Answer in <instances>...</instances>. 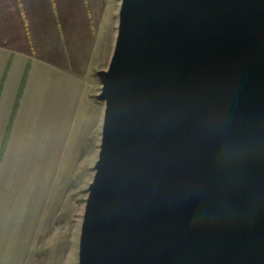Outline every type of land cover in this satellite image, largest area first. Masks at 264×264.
I'll list each match as a JSON object with an SVG mask.
<instances>
[{"label":"water","instance_id":"95a60500","mask_svg":"<svg viewBox=\"0 0 264 264\" xmlns=\"http://www.w3.org/2000/svg\"><path fill=\"white\" fill-rule=\"evenodd\" d=\"M78 264H264V0H120Z\"/></svg>","mask_w":264,"mask_h":264},{"label":"rangeland","instance_id":"374dc122","mask_svg":"<svg viewBox=\"0 0 264 264\" xmlns=\"http://www.w3.org/2000/svg\"><path fill=\"white\" fill-rule=\"evenodd\" d=\"M40 4L27 15L35 47L26 59L38 65L24 104L20 60L0 78V264H78L98 160L104 105L97 73L113 54L120 0Z\"/></svg>","mask_w":264,"mask_h":264},{"label":"crops","instance_id":"0c3cea01","mask_svg":"<svg viewBox=\"0 0 264 264\" xmlns=\"http://www.w3.org/2000/svg\"><path fill=\"white\" fill-rule=\"evenodd\" d=\"M40 2L41 0H0V70L2 71L0 78L4 82L6 75L14 67L15 61L20 60L19 66L22 72L19 78V89H21L19 102L23 100L21 105L24 104V96L28 91L26 88L29 77L33 78V70L38 65L35 61L32 62L26 59L30 48L32 49L31 46L35 47V43H33L35 37L30 34L27 15L31 18V7L34 3L38 6ZM43 2L45 3V0ZM24 4L29 11H22V5ZM87 17L90 19V16ZM89 23L91 24L90 21ZM51 25H53L52 22ZM19 89L17 92H19ZM15 105L13 113L14 110L17 111L19 106L16 107Z\"/></svg>","mask_w":264,"mask_h":264},{"label":"bare ground","instance_id":"6f19581e","mask_svg":"<svg viewBox=\"0 0 264 264\" xmlns=\"http://www.w3.org/2000/svg\"><path fill=\"white\" fill-rule=\"evenodd\" d=\"M100 92V91H99Z\"/></svg>","mask_w":264,"mask_h":264}]
</instances>
